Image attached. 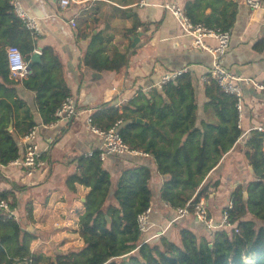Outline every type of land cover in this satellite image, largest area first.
Here are the masks:
<instances>
[{"label":"trees","instance_id":"trees-1","mask_svg":"<svg viewBox=\"0 0 264 264\" xmlns=\"http://www.w3.org/2000/svg\"><path fill=\"white\" fill-rule=\"evenodd\" d=\"M209 7L212 11L207 14L205 10ZM237 9L238 2L233 0H190L185 5L193 22L223 30H231ZM140 24L142 22L135 21L130 31H135ZM39 37L14 13L10 0H0V163L3 165L20 156L19 138L37 125L18 87L36 93V106L44 124L57 121V109L72 96L63 63L53 46H44L40 57L34 59ZM12 45L21 50L28 64L32 62L29 73L23 78L12 74L7 50ZM130 54V51L120 50L105 54L104 36L98 33L91 38L82 61L97 71L120 72L129 65ZM162 88L169 102H161L162 107L157 111L150 102L151 97L143 96V99H132L122 111L117 106L97 110L91 116V123L108 129L120 121L123 139L153 155L159 172L168 176L161 188V199L177 209L209 195L211 183L202 185L196 194L195 188L235 145L243 129L239 126L236 97L223 91L213 79L207 81L209 102L206 108H211L218 120L204 123L202 128L195 126L197 104L191 73L184 72ZM134 104L137 107L134 108ZM151 113L156 114L155 120ZM137 118L150 122H138ZM183 135L186 137L178 145ZM157 137L167 143H159ZM245 147L254 173L248 183L237 186L232 193L234 207L230 221L236 224L238 231L198 232L183 227L178 240L162 234L156 242H143L137 221L138 215L153 202L151 168L124 169L113 194L118 206L105 207L112 179L103 166L100 150L79 157L78 171L69 176L67 184L74 187L78 182L90 188L81 216L80 234L84 246L79 251L59 255L48 264H264V132L252 130ZM192 156L194 160L186 166ZM1 199L9 200L11 209L17 204L10 190L0 191ZM193 210L194 207H190L191 214ZM249 213L253 218L248 217ZM259 220L263 224H259ZM29 242L20 222L5 212L0 213V264H21L27 260L42 264L39 255L30 251ZM18 247L20 249L16 250Z\"/></svg>","mask_w":264,"mask_h":264},{"label":"crops","instance_id":"crops-1","mask_svg":"<svg viewBox=\"0 0 264 264\" xmlns=\"http://www.w3.org/2000/svg\"><path fill=\"white\" fill-rule=\"evenodd\" d=\"M20 1L39 23L36 51L41 52L47 45L55 48L77 107L74 118L44 125L36 106V93L19 86V95L31 107L39 126L38 140L46 150L47 166L28 176L19 165L0 163V191L10 190L15 194L17 204L13 216L30 239V251L39 255L44 264V260L55 261L59 255L79 251L84 246L80 234L81 216L86 209L90 188L78 182L69 187L67 179L78 171L79 157L101 150L102 140L92 132L88 122L97 110L117 106L122 111L132 99L147 96L151 97L150 102L155 104L154 110L157 111L159 106L162 107L161 102H169V99L162 87L150 86L167 72L187 68L186 72H190L193 78L197 104L195 126L202 128L204 123L215 122L218 117L211 108H206L209 98L204 77L209 73L212 57L209 52L192 44L190 37L182 33L176 19L163 6L165 2L177 1L185 8L190 0H80L67 8H63L58 0ZM233 1L238 2V9L224 64L235 73L264 85V0L258 9L249 6L245 0ZM211 11L210 7L205 10L207 14ZM71 19H75V26ZM135 21L142 24L135 31H130ZM98 33L104 36L105 54L112 55L115 50L131 52L129 65L120 72L97 71L83 64L84 52L93 35ZM135 36L139 39L133 45ZM243 86V134L195 188L196 194L202 185L211 183L209 195L205 198L210 214L216 219L220 218L234 189L253 177L245 154V143L252 130L257 126L264 127V88L247 83ZM135 107L137 105L134 104ZM151 114L155 120L156 114ZM136 120L145 124L150 122L146 118ZM166 128L170 127L166 125ZM185 137L180 138L178 145ZM157 140L161 144L167 143L160 137ZM24 141L23 137L19 138L20 156L25 151ZM193 160L192 156L186 166ZM103 166L112 179L111 194L105 207L110 204L118 206L113 194L124 169L132 166L151 168L153 227L146 237L164 231L163 235L178 240L179 230L183 227L198 232L208 231L194 214L173 221L176 209L165 205L161 199V188L168 176L159 172L153 155L111 154L103 160ZM217 181L219 184L214 185L213 182ZM161 235L153 236L151 241H158Z\"/></svg>","mask_w":264,"mask_h":264},{"label":"built area","instance_id":"built-area-1","mask_svg":"<svg viewBox=\"0 0 264 264\" xmlns=\"http://www.w3.org/2000/svg\"><path fill=\"white\" fill-rule=\"evenodd\" d=\"M63 8L71 6L73 3H79L80 0H58ZM245 2L254 9L262 7L263 0H245ZM10 4L14 13L23 20L26 26L33 31L34 34H39V23L36 17L31 15L23 6L20 0H10ZM163 6L173 15L176 19L182 33L192 40V44L203 51L209 52L212 57L211 67L209 73L204 77L206 81L210 78L216 81L226 93L232 94L237 99V109L239 111V126L241 127V119L243 118V111L245 106L243 83L253 84L256 87L264 88L254 79L243 77L224 64V58L229 51L232 40L231 30H223L221 28L207 27L201 23H195L187 15L186 10L177 1L165 2ZM71 23L75 26V19H71ZM8 59L12 74L16 78H23L28 73V62L24 59L21 50L15 46L8 47ZM187 71V68H180L165 73L161 80L150 87H162L174 80L179 75ZM77 114V107L73 97L69 96L63 102L62 106L57 109L55 116L58 120H70ZM57 120V121H58ZM55 121V122H57ZM53 122V123H55ZM90 129L94 134L99 136L102 140V147L100 150V157L105 160L108 155H135L143 154L144 152L134 148L131 144L126 142L120 133V121L114 126L103 129L98 126L92 125L91 118L88 119ZM53 123H50L53 124ZM44 124V123H43ZM49 125V124H44ZM257 130L264 132V127L257 126ZM39 126H34L29 132L23 136L25 142V151L22 156L12 161L24 168L26 175L32 176L36 171L47 166L45 159L46 150L41 147L38 140ZM165 205L170 206L166 201ZM194 207L193 214L199 222L211 232L217 230H226L231 233L233 230L238 231L235 223L230 221L231 210L234 207L232 196L223 208L221 216L216 219L210 214L208 202L205 196L197 202L189 201L185 206L176 209V216L173 221H176L184 216L191 214L190 207ZM7 213L9 216L14 215L13 209L10 208L9 200H0V213ZM153 206L150 205L147 209L138 215V227L143 236V242L150 241L153 236H159L164 231L159 232L152 237H146L153 227L152 221ZM14 217V216H13ZM24 264H35L32 260H27Z\"/></svg>","mask_w":264,"mask_h":264},{"label":"water","instance_id":"water-1","mask_svg":"<svg viewBox=\"0 0 264 264\" xmlns=\"http://www.w3.org/2000/svg\"><path fill=\"white\" fill-rule=\"evenodd\" d=\"M138 39H139V37L138 36H135V38H134V42H133V45H135V43L138 41ZM40 54H41V52H39V51H36V53H35V55H34V59H38L39 57H40ZM31 66H32V62H30L29 63V65H28V70L30 71V69H31ZM138 121H143L142 119H138ZM10 129H12V128H10ZM244 194H245V196H247V192L245 191L244 192ZM108 220L110 221V218L108 217ZM127 255H125V256H123V257H126Z\"/></svg>","mask_w":264,"mask_h":264},{"label":"rangeland","instance_id":"rangeland-1","mask_svg":"<svg viewBox=\"0 0 264 264\" xmlns=\"http://www.w3.org/2000/svg\"><path fill=\"white\" fill-rule=\"evenodd\" d=\"M264 149V148H263ZM248 163H249V161H248ZM250 164V163H249ZM252 171V174L254 173V171H253V169L251 170ZM250 175H251V172H250ZM252 179V178H251ZM248 217H250L251 218V213H249L248 214ZM258 223L260 224V223H262V221H258ZM263 224V223H262ZM46 263H44V264H48L49 262H50V260H44ZM48 262V263H47ZM250 262V261H249Z\"/></svg>","mask_w":264,"mask_h":264}]
</instances>
